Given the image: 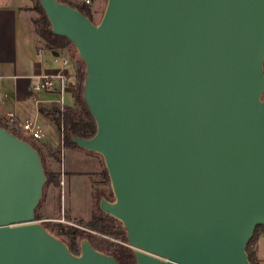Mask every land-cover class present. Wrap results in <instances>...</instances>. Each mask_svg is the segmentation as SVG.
<instances>
[{"label":"water","instance_id":"1","mask_svg":"<svg viewBox=\"0 0 264 264\" xmlns=\"http://www.w3.org/2000/svg\"><path fill=\"white\" fill-rule=\"evenodd\" d=\"M84 63L98 154L113 195L99 209L136 264H250L264 225V0H106L98 23L38 0ZM56 55V53H52ZM39 153L0 127V264H118L79 255L35 219Z\"/></svg>","mask_w":264,"mask_h":264},{"label":"trees","instance_id":"2","mask_svg":"<svg viewBox=\"0 0 264 264\" xmlns=\"http://www.w3.org/2000/svg\"><path fill=\"white\" fill-rule=\"evenodd\" d=\"M35 1L36 6L34 7V10L39 16L32 18L31 24L33 27V33L39 39L38 43L40 45V48L49 50L51 52H57L59 49H69L72 50L75 55H77L74 46L68 39L52 34L49 21L47 20L43 10L41 9L38 0ZM59 1L68 3L65 0ZM69 5L78 9L83 15H85L92 21L91 11L87 5L82 7L73 6L71 4ZM74 64L76 83L73 106H65L63 111H61L55 103H51L48 106H44L41 104L38 105V112L55 126L58 136L60 135V125L62 124L63 148H78L75 144L72 143V136L88 139L91 138L96 132L95 122L91 117L83 100V84L85 80L84 63L79 58H76L74 60ZM0 127L14 134L19 139L27 142V140L18 136V134L13 129H9L5 125H3L1 121ZM27 143H29L39 153L42 160L43 170L47 179L46 184L43 188V192L49 185L58 186L57 178L46 170L45 157L43 156L42 150L43 147H41L40 145L37 146V144L31 142ZM49 157L54 158L52 154H49ZM40 206L41 205L39 203L35 211L36 220L40 219V216L38 215ZM79 224L80 226L92 230L101 236L113 238L122 243L126 242L125 230L122 227L121 223L101 212L97 205L95 206L91 218L88 221L81 220ZM260 229L264 232V225H258L255 228L253 235L246 247V253L250 264H261L255 255V251L249 248L252 241H254L255 243V235ZM57 230H59V232ZM51 233L55 234L56 236L64 235L67 239H69V251L72 254L77 255L79 253V241L87 238L94 249L106 255L114 257L118 264H136L134 254L130 248L124 246L121 243L109 241L102 237L95 236L87 232L86 230L75 227L67 228L66 230H64L63 227H61L60 229H56V231L51 230Z\"/></svg>","mask_w":264,"mask_h":264},{"label":"crops","instance_id":"3","mask_svg":"<svg viewBox=\"0 0 264 264\" xmlns=\"http://www.w3.org/2000/svg\"><path fill=\"white\" fill-rule=\"evenodd\" d=\"M65 1L77 7L86 5L82 0ZM101 2L102 0H90L87 5L94 19L100 15ZM25 5V0H0V76L4 77L0 80V92L4 97L0 102V118L7 119L8 113L13 114V119L7 120L17 123L19 130L22 124L31 123L43 134L37 140L40 146L52 150L59 147V138L57 147L45 141L46 134L42 127L44 124L52 126V123L38 112V105L48 106L54 103L55 98L33 92L29 77L40 73L54 74L60 65L54 62L51 51L40 48L39 39L33 33L31 24L34 17L28 19L24 11ZM40 49L43 51L41 57L37 55ZM253 247L258 261L264 264V234L258 236Z\"/></svg>","mask_w":264,"mask_h":264},{"label":"rangeland","instance_id":"4","mask_svg":"<svg viewBox=\"0 0 264 264\" xmlns=\"http://www.w3.org/2000/svg\"><path fill=\"white\" fill-rule=\"evenodd\" d=\"M25 1H26V5H25L26 7L24 8V11H26V16L28 17V19L31 17H38L39 15L34 10V7L36 6V1L35 0H25ZM101 3H102L101 4V12H100L99 17H95V19H94L91 15L92 22H94V23L99 22L102 14H103L105 5H106V0H102ZM63 51L67 52L68 57H69V61H70V63L66 66L67 73L70 75V81H69V84L67 85V88H66V91L64 94V104H65V106H73V104H74V90H75V83H76L74 60L76 58H79V57H77L78 55H75V53L72 50L63 49ZM76 54H77V52H76ZM261 98L264 100V92H263ZM0 121L7 128L13 129L18 134V136L27 140V142L37 144V146L40 145L39 141L34 140L30 136H28L26 133H24L22 128H21V130L23 132L21 130H19V128H17L18 127L17 123H11L10 121H8L5 118H0ZM42 131L44 132V134H46L45 141L50 142V144L52 143L51 144L52 146L57 147V142H58L59 136H58V134H56L55 126L53 124H52V126L50 124H44V127H42ZM58 145H59V143H58ZM57 148L60 149V147H57ZM42 150L44 151L43 156L45 157V162H46L45 166L47 167V169L52 170L53 165L50 161L51 157H49V153L47 152L50 149L42 148ZM77 152L74 155H68L67 158L69 160H72L75 162V165H76L75 167L78 171L83 172V170L86 169L87 171L93 170L94 172L95 171L101 172L104 169L103 160L99 155H97L95 153L94 154L93 153L87 154V153H83L81 151H77ZM60 159H62V155H60ZM89 165H91V167L87 168V166H89ZM100 180H103L101 175H99V176L95 175V176L90 177V178L81 177V176L77 177V178H73V179L67 178L65 181H61V179H60L59 187L61 189L64 188L65 192H67V195H65V207H66L65 221L62 224H64L65 226L73 225L76 228L86 230L95 236L102 237V238L107 239L109 241L119 242L121 244H124V243H122L116 239L109 238L106 236H101L94 231H91L85 227L80 226L77 223V221H80V220L88 221L90 219V213H92V211H94L95 206L98 204V202L95 200V198L93 196V191H91V188L94 189V187H95L96 189H98V188L103 189V186H100L97 184V182L99 183ZM91 182L95 183V186H91V184H92ZM106 184H107L106 185L107 191L111 192L109 182ZM70 189H72L71 193L69 192ZM44 192H45V194L40 201L41 206H40V209L38 211V215L40 216V219L52 218V219L59 220L61 218L62 214L60 212L58 213V209H57V206H58V190L56 188H53L51 185H49L45 188ZM57 223H59V222H57ZM260 234H264L263 230H261V229L257 231V233L255 235V237H256L255 241L258 239V236ZM253 246H254V241L251 242V246L249 248L254 250ZM79 253H80V250H79ZM79 253L77 255H79Z\"/></svg>","mask_w":264,"mask_h":264},{"label":"flooded vegetation","instance_id":"5","mask_svg":"<svg viewBox=\"0 0 264 264\" xmlns=\"http://www.w3.org/2000/svg\"><path fill=\"white\" fill-rule=\"evenodd\" d=\"M77 151H81L83 153H87L90 154L91 152L82 150L80 148H63L62 150L57 148V149H53V150H49L47 151L49 154H52L54 158H51L50 161L53 165V169L49 170L46 167V170L51 173L54 177L57 178L58 180V186L55 185H51L53 188H56L58 190V213L60 212L61 218L59 220L56 219H52V218H47V219H38L37 221L40 222L43 227L46 229L47 232H49L50 234H52L53 236H55L56 238H58L59 240H61L62 242H64L66 244V246L69 249V239H67L64 235H55L53 233H51V230H55L56 229H60L61 227H63L64 230H66L67 228H71V227H75L73 225H69V226H65L64 221H65V195H67V192H65L64 188H60L59 187V183H60V179L61 181H65L67 178L68 179H73V178H77V177H86V178H90L93 176H99L101 175V177L103 178V180H100L99 183L97 182L98 185L103 186V189H96L94 187L91 188V191H93V196L95 198V200H97L98 204V208H99V201L101 198L106 199L107 201H112L113 200V195H112V191L108 192L107 191V184L109 182V178L107 175V171L104 165V169L101 172L98 171H87L86 169L83 170V172L78 171L76 169V165L75 162L72 160H69L67 157L68 155H74L76 154ZM44 152V151H43ZM78 153V152H77ZM94 154V153H93ZM60 155H62V159H60ZM98 155V154H97ZM66 158V159H65ZM46 163V162H45ZM73 164V165H72ZM104 164V162H103ZM91 165L87 166V168H90ZM92 183V182H91ZM110 184V182H109ZM91 186H95V183H92ZM111 189V187H110ZM70 193L72 192V189H70L69 191ZM45 192L43 193L44 196ZM42 196V197H43ZM93 213V211H92ZM92 213H90V218L92 216ZM81 221V220H80ZM80 221H77V223L79 224ZM59 222V223H57ZM64 225V226H63ZM80 225V224H79ZM76 228V227H75ZM59 232V230H57ZM92 231V230H91ZM88 232V231H87ZM62 237V238H61ZM81 242V240L79 241V243ZM119 243V242H118ZM79 250H80V244H79Z\"/></svg>","mask_w":264,"mask_h":264},{"label":"built area","instance_id":"6","mask_svg":"<svg viewBox=\"0 0 264 264\" xmlns=\"http://www.w3.org/2000/svg\"><path fill=\"white\" fill-rule=\"evenodd\" d=\"M84 4L89 5L90 0H82ZM42 50L40 49L37 52V55L41 57ZM56 55H53L54 62L59 63V69L54 74H44L40 73L37 75L30 76L29 79L32 80V91L35 93H44L47 95L53 96L54 103L59 107L61 111H63L64 104V94L67 88V85L70 81V75L67 73L66 66L70 63L67 52L59 49ZM4 79V77L0 76V80ZM4 99L2 93L0 92V102ZM14 115L11 113L7 114V119H13ZM22 130L28 136L33 138L34 140H40L43 136L42 132L37 129L35 126L31 125V123L26 122L21 125ZM59 147L63 149V126L60 125V135H59Z\"/></svg>","mask_w":264,"mask_h":264}]
</instances>
